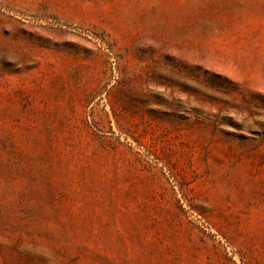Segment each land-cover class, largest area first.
Returning <instances> with one entry per match:
<instances>
[{"label": "rangeland", "instance_id": "obj_1", "mask_svg": "<svg viewBox=\"0 0 264 264\" xmlns=\"http://www.w3.org/2000/svg\"><path fill=\"white\" fill-rule=\"evenodd\" d=\"M0 264H264V0H0Z\"/></svg>", "mask_w": 264, "mask_h": 264}]
</instances>
